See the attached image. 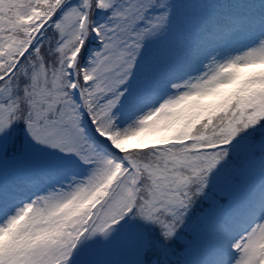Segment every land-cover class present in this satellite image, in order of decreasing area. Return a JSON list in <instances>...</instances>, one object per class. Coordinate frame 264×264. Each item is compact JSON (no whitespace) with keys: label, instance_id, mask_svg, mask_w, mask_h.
<instances>
[{"label":"snow or ice","instance_id":"snow-or-ice-1","mask_svg":"<svg viewBox=\"0 0 264 264\" xmlns=\"http://www.w3.org/2000/svg\"><path fill=\"white\" fill-rule=\"evenodd\" d=\"M0 264H264V0H0Z\"/></svg>","mask_w":264,"mask_h":264}]
</instances>
